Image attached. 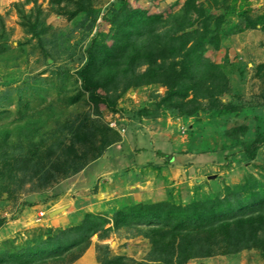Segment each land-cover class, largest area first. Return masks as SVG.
Returning a JSON list of instances; mask_svg holds the SVG:
<instances>
[{
  "label": "rangeland",
  "instance_id": "1",
  "mask_svg": "<svg viewBox=\"0 0 264 264\" xmlns=\"http://www.w3.org/2000/svg\"><path fill=\"white\" fill-rule=\"evenodd\" d=\"M187 2L130 0L133 10L162 19L129 30L135 57L178 37L176 26L216 30L219 48L208 38L201 67L180 87L186 96L178 102H190L184 110L193 108L192 115L162 101L163 84L125 89L126 78L115 86L100 62L91 63V83L112 104L127 115L145 110L133 119L93 101L79 75L94 38L96 47L108 46L127 28L120 0H0V264H15L18 252L80 225L99 232L81 236L62 259L35 264H164L148 228H116L117 213L161 202L264 198V143L248 155L264 141V0H195L190 26L182 18ZM164 154L173 164H164ZM255 228L263 241L264 223ZM227 247L199 256L207 250L199 244L184 264H264L261 248Z\"/></svg>",
  "mask_w": 264,
  "mask_h": 264
},
{
  "label": "trees",
  "instance_id": "2",
  "mask_svg": "<svg viewBox=\"0 0 264 264\" xmlns=\"http://www.w3.org/2000/svg\"><path fill=\"white\" fill-rule=\"evenodd\" d=\"M194 1L188 0L187 5H185L187 6V11L184 12L185 15L182 17L184 22H188V26L193 25V20L189 16L192 10H198ZM120 6L125 18L129 20L126 24L128 29H122L120 26V34H116L117 36L114 40H111V45L108 46L102 44L100 47H96L94 38L91 46L86 51L88 62L79 72L83 88L90 94L93 101L105 105L112 112L119 113L121 116L125 117L127 115L100 92L98 84L91 83V63L97 61L100 62L98 64L99 70L108 73L106 80L109 79V82L115 86L119 85L121 80L125 78L126 80L122 82L125 83V89L159 82L167 89L166 96L162 101L164 103H172L186 115H192L195 112L193 108L187 111L184 110L185 107L191 105L190 102L184 104L178 102L184 100L186 96L180 87L184 81L190 78L188 74L194 72L193 68L201 67L204 61L201 58L207 39L210 38V45L219 48L217 42L219 36L216 30L214 32L209 30L206 24L203 28H196L190 31L185 30L187 29L185 26H176V32L180 33L178 37L174 38L171 36L172 38H167L168 40L163 47L152 49L149 53L136 54L135 57V55H132V49L135 46L132 41V32H130L129 28H137L142 23L146 26H157L162 17L149 14L147 10L143 9L133 10L130 0H120ZM81 7L78 11H80ZM189 7L192 9H188ZM60 12L64 13L63 11ZM75 15L76 12L70 14L69 18L72 19ZM200 17L203 19V23L209 20V16L206 17L204 14H201ZM176 22L180 24L182 20L179 19ZM219 25L218 23L217 27ZM249 27L253 28L254 25L251 24ZM177 59L180 60L176 61ZM125 65H129V68L134 67L131 70H126L122 68ZM140 65L149 66L146 74H136V70ZM193 76H196V74L194 73ZM200 79L204 80L203 77ZM218 80L221 84L224 83L225 87L229 84L228 79L222 73ZM219 91L220 93L226 92L225 90ZM143 111L134 112L127 116L136 119L142 116ZM263 143L264 141L262 140H256L253 143L248 151L250 158L255 156V150ZM164 156L166 155L164 154ZM166 159L164 162L166 165H171L175 161L174 156H166ZM4 223L5 219L0 218V227ZM256 223H264V198L256 197V195L247 201L240 199L231 200L230 197H226L208 205L192 203L186 206H175L164 202L148 204L139 206L128 213L119 212L114 217V226L116 228H148V234L152 235V251L154 255H157L158 260L164 261V264H173L175 256L179 264L186 263L191 258L196 257L197 254L195 252L199 244H207L206 252L202 250L203 253H200L199 256L203 254L210 256L213 252L212 248L214 246L217 247L221 243L229 244L230 248L227 247L226 251L232 248L235 251L250 248H261L264 250V240L256 239L258 230L255 228ZM91 230L93 231L92 234H88L86 227L80 225L61 230L54 235L50 234L48 239L37 246L15 254L13 261L15 260V264H35L37 262L60 260L64 255H68L72 250L79 248L83 242L80 238L81 236L88 238L99 232L97 228ZM234 234L237 235L238 239L233 237L235 236ZM160 236L162 237L159 238ZM232 240L236 241L232 243ZM115 262L116 258L111 260L110 263L115 264Z\"/></svg>",
  "mask_w": 264,
  "mask_h": 264
}]
</instances>
